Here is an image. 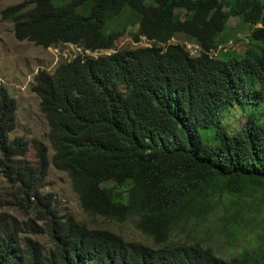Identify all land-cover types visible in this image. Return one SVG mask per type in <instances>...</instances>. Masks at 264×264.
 <instances>
[{"label":"trees","instance_id":"obj_1","mask_svg":"<svg viewBox=\"0 0 264 264\" xmlns=\"http://www.w3.org/2000/svg\"><path fill=\"white\" fill-rule=\"evenodd\" d=\"M19 1L1 11L18 40L83 51L34 76L51 159L35 139L36 161H28L29 141L11 138L17 102L0 84V173L15 189L14 206L33 214L19 222L0 212V264H264L260 243L226 257L197 229L215 218L214 231L236 240L264 209V121L250 114L237 133L222 122L224 110L264 101V0ZM231 17L254 26L237 56L221 47ZM197 23L198 56L164 49ZM126 32L152 44L116 50ZM51 163L69 175L87 215L131 220L152 243L61 214L42 190ZM119 201L128 202L125 212ZM186 227L190 239H178ZM44 233L49 250L31 236Z\"/></svg>","mask_w":264,"mask_h":264},{"label":"rangeland","instance_id":"obj_2","mask_svg":"<svg viewBox=\"0 0 264 264\" xmlns=\"http://www.w3.org/2000/svg\"><path fill=\"white\" fill-rule=\"evenodd\" d=\"M20 2L19 0H0V84L5 85L10 94L17 102V123L15 130L11 133V138L25 137L30 143L25 158L30 161H36V152L33 148V140H41L49 147V158L53 155V149L48 138L49 124L45 114L41 109V98L32 90L34 76L39 70H46L53 73L59 63L70 61L83 50L80 46L63 43L58 46L44 48L31 41H20L14 33V24L2 19L1 11L12 4ZM152 12L155 7L150 6ZM254 28L252 25L245 24L240 17H231L227 23L222 49L228 53H234L236 56L242 54L248 46L249 34ZM138 26L133 30H138ZM204 33V27L201 23L196 24V31L193 35L179 33L175 38L164 44L166 50L178 51L186 48L194 56L200 54V39ZM151 41L142 37L141 41L134 42L133 38L126 32L116 42L115 49L135 48L140 46H150ZM86 53L92 56L110 54L111 50H86ZM218 55L219 52H213ZM67 93L73 92V87L64 85ZM250 114L262 117L264 121V101L259 104H245L244 106L235 105L223 111L222 122L230 133H237L245 125ZM111 183L116 179H111ZM45 193H52L56 205L61 214L72 215L78 221H83L90 228H103L112 230L127 241H136L152 243L151 239L139 231L134 223L129 220L118 222L104 217L92 218L87 215L80 205L77 194L74 192L69 175L57 169L52 163L49 166L45 184L42 189ZM15 189L7 182L0 173V212L9 213L17 218L19 222L25 221L33 214L26 213L19 207L14 206ZM128 201L133 202L135 191H128ZM127 201H119L118 208L125 212L127 210ZM258 220L252 225L246 224L243 233L236 240L219 236L214 231V225L217 223L212 218L207 223H200L197 227L199 235L203 237L205 243L212 244L217 253L222 256L239 254L245 249L255 247L258 243L264 248V209L257 212ZM32 217V216H31ZM210 227V228H209ZM24 235H29L24 233ZM178 239H190L189 227L179 230L176 234ZM37 240L44 250H49L52 246L49 236L44 234L31 235Z\"/></svg>","mask_w":264,"mask_h":264},{"label":"clouds","instance_id":"obj_3","mask_svg":"<svg viewBox=\"0 0 264 264\" xmlns=\"http://www.w3.org/2000/svg\"><path fill=\"white\" fill-rule=\"evenodd\" d=\"M91 51V50H90ZM57 68V67H56Z\"/></svg>","mask_w":264,"mask_h":264}]
</instances>
